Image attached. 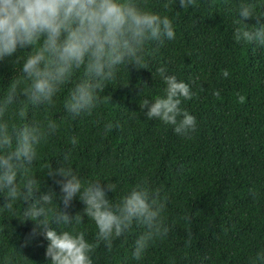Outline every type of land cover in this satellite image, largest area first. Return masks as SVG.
Instances as JSON below:
<instances>
[{"label":"trees","instance_id":"obj_1","mask_svg":"<svg viewBox=\"0 0 264 264\" xmlns=\"http://www.w3.org/2000/svg\"><path fill=\"white\" fill-rule=\"evenodd\" d=\"M145 2L163 11L161 0ZM250 2L264 12V0ZM170 3L174 39L147 42L142 67H118L90 114L67 117L57 102L48 115L60 126L42 145L33 171L39 177L45 164L55 166L68 153L82 180L115 185L108 192L113 200L138 181L165 198L168 230L138 261L130 251L142 225L134 222L106 248L82 215L77 228L93 244L92 264H250L264 249V47L233 39L237 0H193L182 9ZM159 66L189 83L192 94L180 104L196 118L189 134L144 117L140 109L145 97L162 93ZM12 74L0 62V87ZM44 184L58 190L46 176ZM82 207L74 197L66 210L71 215ZM32 226L28 218L0 212V264H44L42 236L19 246Z\"/></svg>","mask_w":264,"mask_h":264},{"label":"clouds","instance_id":"obj_2","mask_svg":"<svg viewBox=\"0 0 264 264\" xmlns=\"http://www.w3.org/2000/svg\"><path fill=\"white\" fill-rule=\"evenodd\" d=\"M174 2L182 9L193 0ZM170 6V0H161L163 11L145 0H0V62H7L13 73L0 87V212L33 222L19 246L42 236L44 264H92L93 244L77 228L82 215L94 223L96 238L106 248L127 234L134 222L142 225L130 251L137 261L168 230L165 198L144 181L113 200L108 192L115 185L82 180L68 153L57 157L55 166L45 164L39 177L33 164L60 126L48 115L57 102L67 117L90 114L99 91L118 67H142L147 42L174 39ZM249 19L255 22L247 23ZM232 24L235 41L264 47V12L250 0H237ZM155 71L164 87L161 94L143 99L139 106L144 117L189 134L196 118L180 106L181 98L192 94L189 83L167 73L164 66ZM221 75L227 76V70ZM68 140L76 143L74 136ZM45 176L58 190L44 184ZM74 197L83 207L70 215L66 209ZM250 264H264V249L255 252Z\"/></svg>","mask_w":264,"mask_h":264}]
</instances>
